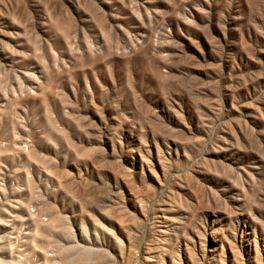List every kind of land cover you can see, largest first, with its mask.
Wrapping results in <instances>:
<instances>
[{
	"label": "rangeland",
	"instance_id": "1",
	"mask_svg": "<svg viewBox=\"0 0 264 264\" xmlns=\"http://www.w3.org/2000/svg\"><path fill=\"white\" fill-rule=\"evenodd\" d=\"M64 263L264 264V0H0V264Z\"/></svg>",
	"mask_w": 264,
	"mask_h": 264
},
{
	"label": "bare ground",
	"instance_id": "2",
	"mask_svg": "<svg viewBox=\"0 0 264 264\" xmlns=\"http://www.w3.org/2000/svg\"><path fill=\"white\" fill-rule=\"evenodd\" d=\"M78 245H79V244H78ZM80 246H81V245H80ZM83 246H84V245H83ZM87 246H88V245H87ZM93 246H94V245H93ZM76 248H77V247H76ZM88 248H90V247H88ZM94 248H95V247H94ZM83 249H84V248H83ZM86 249H87V248H86ZM90 249H91V248H90ZM96 250H97V249H96ZM96 250H95V251H96ZM73 251H74V250H73ZM84 251L86 252V250H83V252H84ZM87 251H88V249H87ZM95 251H94V252H95ZM97 251H98V250H97ZM97 251H96V252H97ZM90 253H91V252H90ZM92 253H93V252H92ZM59 257H60V256H59ZM62 260H63V258H62ZM64 260H65V259H64ZM60 261H61V260H60ZM90 263H91V261H90ZM64 264H65V263H64ZM71 264H73V263H71ZM95 264H96V263H95Z\"/></svg>",
	"mask_w": 264,
	"mask_h": 264
}]
</instances>
